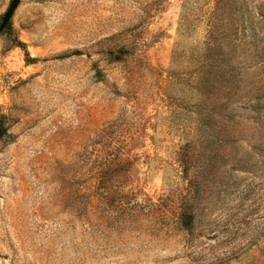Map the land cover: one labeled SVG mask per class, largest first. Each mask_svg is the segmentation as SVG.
<instances>
[{"label": "rangeland", "instance_id": "obj_1", "mask_svg": "<svg viewBox=\"0 0 264 264\" xmlns=\"http://www.w3.org/2000/svg\"><path fill=\"white\" fill-rule=\"evenodd\" d=\"M0 116V264H264V0H21Z\"/></svg>", "mask_w": 264, "mask_h": 264}, {"label": "water", "instance_id": "obj_2", "mask_svg": "<svg viewBox=\"0 0 264 264\" xmlns=\"http://www.w3.org/2000/svg\"><path fill=\"white\" fill-rule=\"evenodd\" d=\"M21 0H12L8 9L6 10V12L3 14L2 17V21L0 24V35L4 32V30L9 26L11 19L16 11V9L18 8V6L20 5Z\"/></svg>", "mask_w": 264, "mask_h": 264}, {"label": "trees", "instance_id": "obj_3", "mask_svg": "<svg viewBox=\"0 0 264 264\" xmlns=\"http://www.w3.org/2000/svg\"><path fill=\"white\" fill-rule=\"evenodd\" d=\"M18 43H19L18 45L25 50V44H23L22 42H18ZM121 58H122L121 54L116 56V59H121ZM9 137H11V134L8 133V128L5 125L2 116H0V139L9 138ZM192 219L193 216L189 214L188 219L186 221V226H191Z\"/></svg>", "mask_w": 264, "mask_h": 264}]
</instances>
